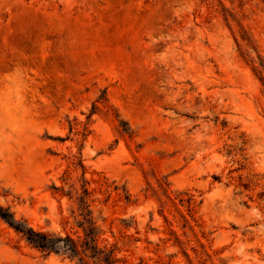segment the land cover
Returning a JSON list of instances; mask_svg holds the SVG:
<instances>
[{"label":"rangeland","instance_id":"1","mask_svg":"<svg viewBox=\"0 0 264 264\" xmlns=\"http://www.w3.org/2000/svg\"><path fill=\"white\" fill-rule=\"evenodd\" d=\"M84 189L116 264H264L263 0H0V208ZM0 264L82 263L0 216Z\"/></svg>","mask_w":264,"mask_h":264},{"label":"trees","instance_id":"2","mask_svg":"<svg viewBox=\"0 0 264 264\" xmlns=\"http://www.w3.org/2000/svg\"><path fill=\"white\" fill-rule=\"evenodd\" d=\"M229 15L235 17L231 12ZM225 19L229 22L227 15ZM89 196L88 189H84L82 196L78 199L79 214L77 232L74 235L66 234L65 237H57L53 234L35 231L18 222L13 214L1 208L0 216L18 233L22 234L34 248L46 255H62L82 264H88V262L92 264H116L114 251H107L99 246L100 231L93 218Z\"/></svg>","mask_w":264,"mask_h":264}]
</instances>
